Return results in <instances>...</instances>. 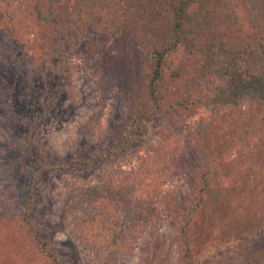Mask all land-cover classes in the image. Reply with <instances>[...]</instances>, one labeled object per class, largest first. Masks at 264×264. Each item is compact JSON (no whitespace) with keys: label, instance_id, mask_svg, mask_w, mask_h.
Masks as SVG:
<instances>
[{"label":"rangeland","instance_id":"rangeland-1","mask_svg":"<svg viewBox=\"0 0 264 264\" xmlns=\"http://www.w3.org/2000/svg\"><path fill=\"white\" fill-rule=\"evenodd\" d=\"M5 1L0 0L7 8L5 18L0 13V264L56 263L17 233L16 219L29 181L17 170L23 156L19 145L26 138L36 144L29 147L34 149L32 161L45 163L35 179L31 215L61 264H103L85 227L88 222L100 225V216L129 244L127 251L105 264H186L177 224L192 204L191 193L202 174L214 176L215 182L206 217L193 232L197 251L217 252L212 259L233 255L225 263L211 264H249L264 258V108L250 103L234 113L213 114L209 88L194 91L190 86L199 59L180 54L173 65L180 76L167 88L164 103L173 105L190 93L195 98L178 112L141 119L138 127L145 128V134L121 151L118 140L131 118L129 84L135 80L131 72L138 61L133 56L142 52L135 31L120 32L117 39L96 43L87 51L83 45L80 50L66 47L51 69L42 68L46 37L27 15V0ZM109 2L108 9L120 17L128 0ZM10 10L17 22L9 21ZM17 41L24 52L15 49ZM14 53L18 61H25L22 54L27 57L25 69L18 68ZM144 57L149 59L148 54ZM60 66L67 73L54 71ZM9 97L14 99L12 107L4 105ZM18 115L30 124L22 125ZM247 128L254 133L247 134ZM155 159L160 164L154 172L163 176L165 167L168 174L154 183L149 196L151 171L144 169ZM138 179L145 180L146 187ZM112 184L119 186L113 195ZM137 186L143 190L128 192ZM109 200L114 206L105 207L103 202ZM136 203L147 208L139 209ZM252 234H257L255 240L242 246L243 238ZM212 243L217 244L214 250Z\"/></svg>","mask_w":264,"mask_h":264},{"label":"trees","instance_id":"trees-1","mask_svg":"<svg viewBox=\"0 0 264 264\" xmlns=\"http://www.w3.org/2000/svg\"><path fill=\"white\" fill-rule=\"evenodd\" d=\"M25 3L27 15L34 20L40 33L46 37V45L42 47L44 50L40 60L42 68L48 66L51 69L56 59L60 60L64 56L66 47L80 50L83 45L87 51L96 43L111 38L117 39L121 35L120 32L125 34L134 30L138 35L142 52L139 51L133 56L137 57L138 61L135 63V70L131 72L132 77L134 73L136 74L135 80L131 79L132 82L129 84L132 91L129 101L131 118L118 140L121 151H127L135 140L145 134V128L138 127L141 119L156 118L169 114L171 110L178 112L180 108L186 106L187 101L195 98V95L190 93L187 94L186 100L178 101L179 103L173 105L164 103L167 88L180 76L179 70L173 66L180 54L188 53L199 59L200 66L191 77L190 86L194 91L209 88L210 95L207 97L213 114L234 113L250 103L264 108V0H132V2L128 0V3L123 4L125 10L120 17H116L112 10L108 9L109 0H77L73 5L69 4V0H27ZM6 9V5L1 3L2 18L7 16ZM8 17L9 21L17 22L16 18L13 19L11 10ZM21 32H24V29ZM8 33H13V30L8 28ZM13 37L16 40L17 37ZM201 39L203 42L199 44ZM16 44L15 49L24 52L18 41ZM147 54L149 59L144 57ZM14 55L18 68L25 69L27 57L22 54L25 61H18V54ZM139 63L142 64L141 67ZM54 71L65 74L68 70L60 66ZM168 77L171 78L170 81ZM1 79L3 84H8L7 78ZM4 105L12 107L14 99L9 97ZM149 109L151 112L146 114ZM15 117L22 125L30 124L27 117L21 115ZM246 132L254 133L253 128H247ZM26 140L19 145L23 156L18 162L17 170L21 175L27 174L29 181L25 186L26 194L16 219L17 233L30 238L35 247L54 260L55 264H61L57 256L50 252L49 241L31 215L35 179L37 173L45 169V163L42 160L32 161L34 149L29 147L35 148L36 144ZM155 160L150 164L151 168L144 169L151 171L147 175L151 180L149 187L143 185L145 180L138 179L139 183L146 187L149 196L152 195L154 183L159 179L164 180L168 174L164 166L163 176L154 172L160 164L158 159ZM174 161L178 166L179 160L175 158ZM121 174V171L115 173L119 175L118 178ZM201 179L202 182L193 187L192 204L177 224L180 249L187 260L186 264H211L213 261L225 263L229 255L233 256L231 252L229 255L212 259L211 255L217 252L208 250L206 254L205 248L204 253L203 250L199 253L195 247L193 232L206 217L204 213L209 209L210 192L215 182V177L209 174H202ZM138 186L137 189L129 188L128 192L143 190ZM118 187V184L109 186L112 195L114 194L112 190ZM109 201L103 202L105 207L114 206L113 200ZM143 205L136 203L139 209L147 208ZM147 205L149 206V203ZM100 217L101 226L88 222L85 227L92 234L97 249L96 256L105 264L108 260H114L118 253L127 251L129 244L123 234L111 229L105 216ZM256 235L245 236L241 245L244 246L246 241L255 240ZM216 245L210 244L211 249L214 250ZM249 264H264V258Z\"/></svg>","mask_w":264,"mask_h":264}]
</instances>
